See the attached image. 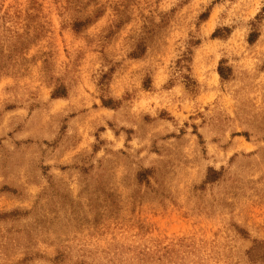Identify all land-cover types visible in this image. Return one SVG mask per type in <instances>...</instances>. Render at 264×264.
<instances>
[{
    "label": "rangeland",
    "instance_id": "374dc122",
    "mask_svg": "<svg viewBox=\"0 0 264 264\" xmlns=\"http://www.w3.org/2000/svg\"><path fill=\"white\" fill-rule=\"evenodd\" d=\"M0 264H264V0H0Z\"/></svg>",
    "mask_w": 264,
    "mask_h": 264
}]
</instances>
